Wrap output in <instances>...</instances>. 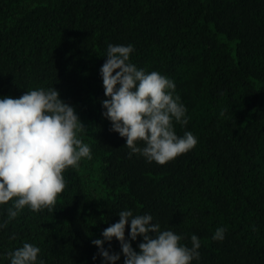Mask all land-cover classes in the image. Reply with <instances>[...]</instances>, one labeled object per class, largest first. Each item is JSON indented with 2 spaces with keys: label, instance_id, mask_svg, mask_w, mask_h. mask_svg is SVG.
<instances>
[{
  "label": "trees",
  "instance_id": "1",
  "mask_svg": "<svg viewBox=\"0 0 264 264\" xmlns=\"http://www.w3.org/2000/svg\"><path fill=\"white\" fill-rule=\"evenodd\" d=\"M108 44L133 45L138 69L174 81L189 121L175 131L192 132L194 149L165 165L129 158L102 116ZM50 87L75 108L92 158L65 170L51 212L25 208L0 229V264L25 242L44 264H94L92 240L125 209L189 247L198 236L193 264H264V0H0V97ZM104 247L120 252L115 239Z\"/></svg>",
  "mask_w": 264,
  "mask_h": 264
},
{
  "label": "clouds",
  "instance_id": "2",
  "mask_svg": "<svg viewBox=\"0 0 264 264\" xmlns=\"http://www.w3.org/2000/svg\"><path fill=\"white\" fill-rule=\"evenodd\" d=\"M134 50L131 44L107 46L100 68L105 96L102 116L111 123L110 131L126 140L129 158L136 154L149 164L165 165L194 149L198 139L190 131L177 135L174 122L184 126L189 121L174 81L157 71L138 69L130 61ZM84 131L75 108L62 101L54 87L25 91L19 98L0 97V206L9 205L0 229L25 208L52 211L66 187L65 170L92 158L90 146L78 138ZM117 215L118 222L104 229L102 239L92 240L98 249L94 264L98 257L101 264H118L121 255L123 264L200 260L201 242L195 234L189 247L181 242L183 236L170 228L162 230L151 214L125 209ZM225 233L226 227H218L212 239L222 242ZM138 238L143 242L136 251L131 242ZM113 239L119 242V253L104 247ZM40 253L38 246L25 242L8 253L9 264H44L38 259Z\"/></svg>",
  "mask_w": 264,
  "mask_h": 264
}]
</instances>
